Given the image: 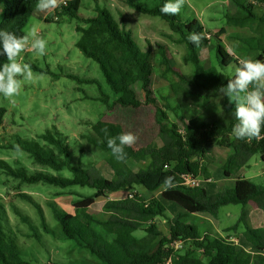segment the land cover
Returning a JSON list of instances; mask_svg holds the SVG:
<instances>
[{
  "label": "trees",
  "instance_id": "obj_1",
  "mask_svg": "<svg viewBox=\"0 0 264 264\" xmlns=\"http://www.w3.org/2000/svg\"><path fill=\"white\" fill-rule=\"evenodd\" d=\"M67 4H59L56 9L59 15L70 19H77L88 24L87 27H77V31L95 38L109 39L123 46L127 54L117 63L107 65L101 55L87 44L79 43L78 47L88 57L96 60L104 74L111 90L116 94L113 102L102 94L100 97L106 108L120 105L124 108L137 109L142 106L157 105L158 98L152 87L154 73V51L151 48L143 50L133 37L131 29L121 25L114 15L105 7L96 8L97 14L82 17L79 10L82 0H66ZM125 3L141 13L159 16L165 20L172 31L178 33L181 41L187 47V58L194 65L191 74H185L175 69L167 54L165 46H160L159 53L166 72H174L178 79L171 83V91L176 96V105L169 103L161 111L163 122L160 124L159 135L162 141L160 147H125L127 158L117 161L107 146L108 135L116 137L123 133L113 126L96 123L92 127L100 141L95 144L110 152L108 162L113 169V177H106L95 167H84L73 161L70 145L63 134L57 129H48L37 139H22L18 137L17 148L30 153L34 161L54 171L68 170L71 176L36 171L27 172L24 168H14L7 161L0 159V169L8 175L26 183L43 182L60 189L74 186L89 187L93 193L79 194L73 202L75 212H69L54 201H50L55 219L61 226L67 239L87 249L101 263L106 264H166L172 259V264H264V227L253 228L246 222L245 207L254 203L264 210V186L245 178L237 177L234 188L223 194H212L207 186L188 187L182 185L181 175L191 173L208 175L206 157L216 146L229 149L226 161L222 167L226 177H233L245 166L251 158L260 154L264 161V128L261 138L252 140L236 139L232 133L235 119V107L229 103L225 93L228 80L223 79L219 68L213 64H206L199 53L204 47L216 49L221 67L236 63L239 58L230 52L221 39L225 32L212 34L197 17L182 20L178 15H165L161 7L167 0L150 4L145 0H124ZM238 11L228 14V22L238 27H248L251 30L264 29V0L257 4L249 0H231ZM38 0H1L0 29L14 33L21 37L27 35L26 27L32 17ZM262 7L259 13L257 5ZM50 20V19H47ZM191 32H204L208 38L204 39L200 47H196L188 40ZM211 37L216 39L212 43ZM256 37L251 41L256 42ZM251 48H259L254 45ZM2 50V46H0ZM7 57L0 55V68L6 63ZM250 59L264 61V48ZM43 73L50 72L37 69ZM68 76L76 78L75 75ZM80 80V79H79ZM93 82L92 79L87 80ZM141 83L145 100L139 98L133 85ZM222 99L220 107H216L213 100ZM189 107L199 108L189 120L182 118V126L177 122L169 124L166 110H180ZM6 110L0 107V125L4 122ZM223 113L222 117H214ZM130 159H150L149 166L135 171L128 164ZM174 177V186H166L165 177ZM137 186H143L149 192L161 190L160 198H147L140 194ZM121 190H130L125 198H108L109 194ZM24 199L31 202L38 209L42 225L47 229L45 215L41 205L28 193H20ZM108 198L103 204L100 215H95L89 208L101 198ZM171 201L179 205L183 212L174 217H167V206L164 201ZM229 203L242 204L244 209L229 231L238 230L244 226V244L239 245L230 240V236L212 234L210 231L202 233L196 224L188 223L184 218L189 214L207 213L217 217L221 206ZM22 221L31 224V219L21 209L14 207ZM165 217L168 222V234L164 233L156 223V218ZM137 230H144L142 237L135 235ZM17 235L11 226L8 209L0 197V264H29L17 243ZM176 242L182 243V248H176Z\"/></svg>",
  "mask_w": 264,
  "mask_h": 264
},
{
  "label": "rangeland",
  "instance_id": "obj_2",
  "mask_svg": "<svg viewBox=\"0 0 264 264\" xmlns=\"http://www.w3.org/2000/svg\"><path fill=\"white\" fill-rule=\"evenodd\" d=\"M145 1L150 4L160 2V0ZM249 1L256 4L258 2V0ZM98 5L110 10L121 25L131 29L134 39L143 50L151 48L154 51L152 87L158 98V107L142 106L133 109L113 105L111 109L106 108L100 98L102 94L107 95L111 103L116 98V94L107 84L99 63L86 56L78 44L85 43L94 48L109 66L117 63L127 54L125 48L109 39L95 38L77 31L78 26L87 27L88 24L59 15L57 8L46 12L38 11L36 8L26 27V33L28 35L33 28L37 29L38 35L47 41L46 54L41 56L31 49L20 53L17 60L31 66L32 79L24 80L23 77H17L21 81V90L17 96L6 98L0 94V107L6 110L4 122L0 125V159L7 161L14 168H24L29 173L43 171L71 176L68 170L57 172L36 163L29 152L15 146L18 137L38 140V137L48 129H57L63 134L70 145L73 161L87 168L95 167L108 178L113 177V169L108 162L110 152L95 144L100 141V138L92 127L94 124L113 126L123 133H134L138 139L133 146L137 149L162 145L159 135L160 124L163 122L160 108L163 109L167 103L171 106L176 105V96L171 91V83L175 82L178 76L174 72L165 71L159 47L165 46L175 69L191 74L194 71V65L187 58L186 44L161 17L141 13L128 6L124 0H82L79 14L84 18L94 16L97 14ZM259 6L258 4L256 10L262 13L263 9ZM37 11L40 14L38 16ZM237 11L238 7L231 0H186L179 16L182 20L199 18L212 34L224 29L221 39L225 47L239 59L250 58L264 48V29L254 26L255 29L251 30L248 27H238L229 23L228 14ZM251 37H256V42L251 41ZM211 40L213 44L216 43L213 37ZM254 45H258L259 48H251ZM199 55L207 65H216L223 79L233 76L238 67L236 63L221 67L216 49L210 46L202 48ZM36 68L50 72L43 73ZM69 74L75 75L76 78L68 76ZM90 79L93 82L87 81ZM133 87L139 98L145 100L141 83L137 82ZM221 100L214 99V105L220 107ZM199 111L201 110L196 107L176 111L169 109L166 110L168 119L164 122L169 124L177 122L182 126V118L189 120ZM222 116L223 113H218L214 117ZM228 152L229 149L226 147L216 146L214 152L209 155L210 162H214L215 165H212L211 172L208 171L209 176L201 175L204 178H213L211 182L203 183L212 193L231 187L233 184L234 176L226 178L220 166ZM149 163L150 159L128 161L135 171L147 168ZM240 175L264 186V162L260 155L253 156L250 166L243 168ZM136 190L147 198L161 196V190L149 192L143 186H137ZM93 191L89 187L81 186L60 189L43 182L26 183L0 169V197L8 209L11 226L18 237L17 243L29 264H106L101 263L87 249L79 247L74 240L64 236L49 203L54 201L59 207L75 212L77 210L73 207V202L79 197L78 195L91 194ZM226 192L225 190L223 193ZM20 193H28L41 205L47 229L42 225L37 207L19 196ZM129 194L130 190H122L109 194L108 198H125ZM108 198H99L89 211L100 215L103 204ZM164 202L167 206V217L171 218L183 212L179 205L171 201ZM14 207L28 215L32 225L22 221ZM243 209L244 206L241 204L224 206L219 216L215 217L218 221L206 213L189 214L184 219L188 223L196 224L200 231L211 225L213 235H229L236 238L239 245H243V232L224 230L226 226H229L228 224L236 222ZM229 211L232 214H228ZM155 221L161 230L168 234L167 219L158 217ZM212 225H216L220 230L217 231ZM240 225L244 227L242 223ZM144 234V230L135 232L138 237ZM182 247L181 245L179 249Z\"/></svg>",
  "mask_w": 264,
  "mask_h": 264
},
{
  "label": "clouds",
  "instance_id": "obj_3",
  "mask_svg": "<svg viewBox=\"0 0 264 264\" xmlns=\"http://www.w3.org/2000/svg\"><path fill=\"white\" fill-rule=\"evenodd\" d=\"M186 0H167L161 7L165 15H178ZM59 7V0H38V11H52ZM208 36L204 32H191L188 40L200 47ZM0 55L7 57V63L0 68V94L6 98L19 95L21 81L32 79L31 66L18 62L17 57L27 49L36 51L39 55L46 54L47 41L38 35L33 28L28 35L18 37L14 33L0 29ZM227 96L229 103L235 107V119L238 121L232 128L236 139L252 140L261 138L264 128V61L260 59L240 58L239 66L234 71L233 78L228 80L226 87L221 89ZM107 146L117 161H125L127 153L125 147L133 146L138 137L132 132L121 133L116 137L108 135ZM174 177H165L166 186H174Z\"/></svg>",
  "mask_w": 264,
  "mask_h": 264
},
{
  "label": "crops",
  "instance_id": "obj_4",
  "mask_svg": "<svg viewBox=\"0 0 264 264\" xmlns=\"http://www.w3.org/2000/svg\"><path fill=\"white\" fill-rule=\"evenodd\" d=\"M36 15L38 16V15H40L39 13H38V11H37V13H36ZM215 149V148H214ZM228 149V148H227ZM213 152H214V150H213ZM212 152V153H213ZM212 153H210V154H212ZM209 154V155H210ZM228 154V153H227ZM209 155L206 157V168H207V171H210L211 172V167H212V165H215V163L214 162H210V157H209ZM257 155V154H256ZM258 155H260V154H258ZM255 156V155H254ZM261 157V156H260ZM226 158H227V155H226V157L222 160V163H221V168L223 167V165H224V163H225V161H226ZM252 159V158H251ZM262 159V158H261ZM251 161V160H250ZM250 161H249V163H248V165H247V167H249L250 166ZM263 161V160H262ZM264 162V161H263ZM246 167V166H245ZM245 167H243V168H245ZM242 168V169H243ZM241 169V170H242ZM241 170L238 172V174L236 175V176H234V180H232L233 181V184H232V186L231 187H227V188H225V189H223V190H219V191H217V192H214V193H212L210 190V192L212 193V194H222L225 190L227 191V192H229V191H231L233 188H234V186H235V182H236V178L237 177H243L242 175H240L241 174ZM203 174V173H202ZM201 174V175H202ZM209 174V173H208ZM209 176V175H208ZM245 177V176H244ZM226 178H229V177H226ZM231 178V177H230ZM251 180V179H250ZM253 181V180H252ZM209 189V188H208ZM122 191V190H121ZM121 191H118V192H121ZM124 191V190H123ZM118 192H114V193H118ZM114 193H111V194H114ZM230 204H234V203H229V204H225V205H223V206H221L220 207V209H219V212H220V210H221V208L222 207H224V206H227V205H230ZM242 205V204H241ZM245 210H246V222H247V224L248 225H250L251 227H253V228H257V227H264V210H262L261 208H258L254 203H249L246 207H245ZM243 211V210H242ZM228 214H232L231 213V211H229V212H227ZM197 214H200V213H197ZM207 214V213H206ZM241 214H242V212H241ZM241 214L239 215V217H238V219L236 220V222H234L233 224H228L229 226H226L225 228H224V230H226L227 232H233V231H229L228 230V228L230 227V226H232V225H234L235 223H237V221L239 220V218H240V216H241ZM210 215V214H209ZM218 216H219V213H218ZM215 218V217H214ZM216 219V218H215ZM216 221H218L217 219H216ZM211 222H212V224H214V222L211 220ZM211 226V225H210ZM208 227V228H206V229H204V230H202L201 232L202 233H205L206 231H210V232H212V228L211 227ZM213 226V228L214 229H216L217 231H219L220 229H218V227L216 226V225H212ZM220 227V226H219ZM221 228V227H220ZM238 230H240L241 232H243V230H244V227H239V229ZM230 240L231 241H234L236 244H238L237 243V241H236V238H234V237H231L230 236ZM169 262V261H168ZM168 262L166 263V264H168ZM169 264H172V259H170V262H169Z\"/></svg>",
  "mask_w": 264,
  "mask_h": 264
},
{
  "label": "built area",
  "instance_id": "obj_5",
  "mask_svg": "<svg viewBox=\"0 0 264 264\" xmlns=\"http://www.w3.org/2000/svg\"><path fill=\"white\" fill-rule=\"evenodd\" d=\"M61 4H67L66 0H60ZM58 8V7H57ZM213 178L211 177H202L201 175H194L191 173H184L181 175V183L182 185L188 186V187H197V186H202L203 183H208L211 182ZM182 245L181 242H176L175 247L179 248ZM170 262V260H169ZM168 262V264H169Z\"/></svg>",
  "mask_w": 264,
  "mask_h": 264
}]
</instances>
